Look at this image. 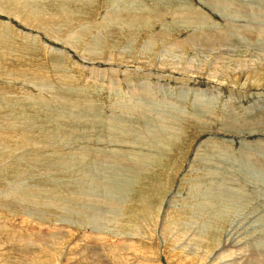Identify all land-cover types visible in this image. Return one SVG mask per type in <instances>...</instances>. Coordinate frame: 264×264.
Returning <instances> with one entry per match:
<instances>
[{
	"label": "rangeland",
	"instance_id": "rangeland-1",
	"mask_svg": "<svg viewBox=\"0 0 264 264\" xmlns=\"http://www.w3.org/2000/svg\"><path fill=\"white\" fill-rule=\"evenodd\" d=\"M0 64V264H264V0H0Z\"/></svg>",
	"mask_w": 264,
	"mask_h": 264
},
{
	"label": "bare ground",
	"instance_id": "bare-ground-1",
	"mask_svg": "<svg viewBox=\"0 0 264 264\" xmlns=\"http://www.w3.org/2000/svg\"><path fill=\"white\" fill-rule=\"evenodd\" d=\"M29 15V14H28ZM33 16V15H32ZM37 16V15H36ZM64 16V15H63ZM31 17V16H30ZM38 17V16H37ZM41 17V16H40ZM48 22V21H47ZM38 29V28H37ZM1 65V64H0ZM4 71L5 70H2V67H0V76H2L3 74H4ZM4 89V88H3ZM2 89V90H3ZM16 109V108H15ZM12 110V109H11ZM2 112V111H1ZM0 112V113H1ZM2 118H4V117H2ZM11 119V118H10ZM4 126H6L5 127V130H3V132L1 131V133H0V142H4V143H6L7 145H10V146H12L13 148H19V146H23L22 148H24V146H26L28 143H29V138L28 137H26V136H24V139H21V140H19L20 142H13V140H12V136H13V131H15V130H13L12 132H11V128H12V126H11V128L9 127L10 126V124H5ZM17 128V127H16ZM15 128V129H16ZM14 129V128H13ZM20 130V129H19ZM17 133V132H16ZM22 133H20V135H21ZM25 135V134H24ZM28 136V135H27ZM33 136V135H32ZM20 138H21V136H19ZM27 138V139H26ZM31 138V137H30ZM29 140V141H28ZM31 140H33V139H31ZM30 144V143H29ZM28 144V145H29ZM29 147H31V146H29ZM50 148V147H49ZM55 149V148H54ZM25 150V149H24ZM1 153V152H0ZM6 155V154H5ZM5 155H1V156H5ZM1 156H0V159L2 160V158H1ZM62 158V157H61ZM63 159V158H62ZM263 161V160H262ZM19 162V161H18ZM258 164V163H257ZM15 165V164H14ZM19 165L17 164V167H18ZM259 166V165H258ZM262 166V165H261ZM12 169V168H11ZM256 169V168H255ZM6 170V169H5ZM8 170V169H7ZM17 170V169H16ZM263 170V169H262ZM250 173V172H249ZM143 199V198H142ZM15 205V204H14ZM144 219V218H143ZM3 251V250H2ZM50 262V261H49Z\"/></svg>",
	"mask_w": 264,
	"mask_h": 264
}]
</instances>
